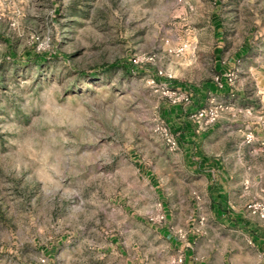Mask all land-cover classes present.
<instances>
[{
  "label": "rangeland",
  "instance_id": "374dc122",
  "mask_svg": "<svg viewBox=\"0 0 264 264\" xmlns=\"http://www.w3.org/2000/svg\"><path fill=\"white\" fill-rule=\"evenodd\" d=\"M228 74L230 99L245 100L197 95ZM212 100L239 110L219 120L240 123L222 149L202 136L216 123L191 118ZM174 107L184 115L169 120ZM247 110L264 112V0H0V264H178L167 228L245 242L165 134L181 147L184 125L199 131L229 160L231 205L264 227L250 211L264 203V145L245 140Z\"/></svg>",
  "mask_w": 264,
  "mask_h": 264
},
{
  "label": "crops",
  "instance_id": "0c3cea01",
  "mask_svg": "<svg viewBox=\"0 0 264 264\" xmlns=\"http://www.w3.org/2000/svg\"><path fill=\"white\" fill-rule=\"evenodd\" d=\"M224 91L229 96V103L238 104L240 100H245L241 96L235 98L234 95L231 98L235 99H230L232 94L230 89ZM216 94L218 96L217 92ZM256 120L255 117L246 119L250 125H257ZM234 122L235 120L231 121L230 128L240 125ZM230 124L224 123L223 120L218 121L208 132L202 133V136H206V139L217 136V146L222 149L231 141L228 126ZM257 131L260 132V129L257 128ZM198 133L199 131H195L187 124L179 131L180 140L183 141L181 147L179 146L182 159L192 176L198 177L202 185L195 188L194 192L203 197L207 196L217 218L224 219L231 228L237 225L246 230L249 239L245 242L240 240L239 243L236 240H221L216 244L215 239L196 238L190 235L187 239L181 240L170 229H162L161 236L178 252L173 261L176 262L178 259V264H264V227L248 220L242 212L231 205V191L227 185L230 173L229 160L221 152L211 151V146L200 147L195 141ZM230 242L233 243V247H230Z\"/></svg>",
  "mask_w": 264,
  "mask_h": 264
},
{
  "label": "built area",
  "instance_id": "2783aa9c",
  "mask_svg": "<svg viewBox=\"0 0 264 264\" xmlns=\"http://www.w3.org/2000/svg\"><path fill=\"white\" fill-rule=\"evenodd\" d=\"M235 80L234 74L226 75L225 81L222 79L221 81L217 80V86L220 88H224L225 84L231 87L232 83ZM154 83V81H153ZM170 98V103L173 105H183V106H190L192 104V96L189 92L182 91L180 89L170 90L165 93ZM239 110L235 108L232 104H224V103H216L212 100L210 106L197 110L195 113L192 114L191 118L201 125L205 127H210L217 123L225 113H236ZM246 116H252V111L247 110ZM257 120V128L260 129V132L257 131V128H248V132L245 135V140L248 144H252L255 141L260 142L264 145V114L255 117ZM166 140L169 149L173 152L179 150V143L177 138L166 131ZM250 211L258 215L261 219L264 220V203L259 202L250 206ZM161 221L164 223V217H161Z\"/></svg>",
  "mask_w": 264,
  "mask_h": 264
},
{
  "label": "trees",
  "instance_id": "16d2710c",
  "mask_svg": "<svg viewBox=\"0 0 264 264\" xmlns=\"http://www.w3.org/2000/svg\"><path fill=\"white\" fill-rule=\"evenodd\" d=\"M119 66H121L122 68L127 69V67L125 65H123V64L121 65V63H113V64L107 66L106 68L115 69V68H118ZM223 90H227V85L226 84H225ZM195 91L197 92V95H198L199 93H204L205 94V93H208V92H218L219 88H218L217 85H215L213 83H209V84L203 85L201 89H195ZM163 114L169 120L172 119V118H176L178 116L180 117V116L184 115V113L182 111L180 112V108L179 107H174V108H171L169 110L164 109Z\"/></svg>",
  "mask_w": 264,
  "mask_h": 264
}]
</instances>
